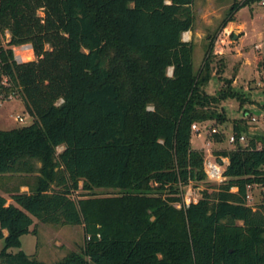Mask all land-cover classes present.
Here are the masks:
<instances>
[{"label":"trees","instance_id":"trees-1","mask_svg":"<svg viewBox=\"0 0 264 264\" xmlns=\"http://www.w3.org/2000/svg\"><path fill=\"white\" fill-rule=\"evenodd\" d=\"M194 1L0 0V98L20 95L34 116L0 129V174L35 177L11 201L0 192V264H264V199L257 208L247 199L248 185L264 187V133L216 152L229 158L216 190L188 205L180 194L208 178L192 124L227 128L214 107L244 103L234 78L206 91L215 34L196 68L194 42L183 38ZM254 1L234 0L229 12ZM22 44L33 59L16 58ZM248 125L236 118L231 131ZM214 134L226 139L224 129ZM34 218L82 224L84 246L38 260L22 249Z\"/></svg>","mask_w":264,"mask_h":264},{"label":"rangeland","instance_id":"rangeland-1","mask_svg":"<svg viewBox=\"0 0 264 264\" xmlns=\"http://www.w3.org/2000/svg\"><path fill=\"white\" fill-rule=\"evenodd\" d=\"M233 2L234 0H195L193 9L196 22L192 29L193 35L190 37L188 34L185 35L186 31L183 33L185 40L194 42L193 61L196 68L203 64L209 37L215 34L211 61L214 71L217 70V72L206 86V91L214 94L227 85V78H234L231 86L244 100L241 105L240 99L229 97L214 107L228 117L227 128H223L215 119H207L198 122L199 131L193 130L192 145L205 152L207 148H211L215 156H218L216 153L218 150L233 147L227 141V135L231 131L234 119L243 117L247 121L246 113L251 111L257 113L264 109V86L257 83L259 79L257 72L260 70L261 62H259L260 57L254 47V43L258 41L264 28V9L257 1H254L230 13L229 8ZM234 34L238 35L235 39ZM224 39L227 41L225 42ZM14 52L17 56L20 55V60H30L35 57L32 47L22 49V45H17L14 46ZM169 73H172V67L169 68ZM19 114L25 117V122L16 118ZM33 119L34 116L29 112L20 95L13 93L8 97L0 98V129L29 124ZM213 126L218 127L219 130L224 129L226 139H218L214 133H211ZM248 131L258 134L262 132V129L261 127L251 128L248 125ZM62 148L59 146L58 151ZM34 181L33 174H0V192L7 196L8 201H11L9 195L11 191L16 189L28 191L29 185ZM220 182L210 178L198 183L191 181L183 185L184 191L180 193L182 200L186 202L189 197L199 199L203 194V189L210 188L212 192L217 189ZM96 191L99 194H107L115 193L117 190L96 188ZM249 192L252 197L248 203L257 208L264 199V187L253 184ZM81 194L83 191L80 188L73 192L75 198ZM182 200L175 201L173 204L181 207ZM31 227L35 228V231L22 235V249L45 263L59 261L69 251L81 250L85 243L82 224H56L34 218V224ZM3 246L4 240L0 237V249ZM13 250L16 251L17 248Z\"/></svg>","mask_w":264,"mask_h":264},{"label":"built area","instance_id":"built-area-1","mask_svg":"<svg viewBox=\"0 0 264 264\" xmlns=\"http://www.w3.org/2000/svg\"><path fill=\"white\" fill-rule=\"evenodd\" d=\"M257 3L262 9H264V0H257ZM30 47H32L30 44H22V49H27ZM254 47L257 50V53L259 54V57H260L259 62H261L260 70H258L257 72L259 76L257 83L264 86V28H263V31L258 41L254 43ZM16 58L20 60V55L19 56L16 55ZM245 117L248 119L247 121L249 123V127L251 128L261 127L262 132L260 133H264V109L257 113L252 112V111L248 112L245 114ZM16 118L20 121L25 122V117L21 114L16 116ZM192 129L195 131H199L200 130L199 123L194 122L192 124ZM220 131L221 130H219V128L216 126H213L211 128V133L220 132ZM249 134H252V133L249 131L248 132L242 131L240 134H237L234 131H230L227 135V141L231 145H233V147L236 146L238 143L246 145L248 143ZM228 163H229L228 157L221 156V159H219L217 158V156L214 155L211 148L206 149L205 158H204V168L208 175V178L212 180H218V181L224 180L226 178V176L224 175V171ZM250 187L251 185H248V191H247L248 200L252 197L249 192ZM232 189L236 190L237 187L233 186ZM196 200H197L196 198L189 197L188 199H186L185 203L186 205H188L191 201H196Z\"/></svg>","mask_w":264,"mask_h":264},{"label":"crops","instance_id":"crops-1","mask_svg":"<svg viewBox=\"0 0 264 264\" xmlns=\"http://www.w3.org/2000/svg\"><path fill=\"white\" fill-rule=\"evenodd\" d=\"M189 33H192V29H189V30H187L186 31V33H185V35L186 34H188V35H190V37L193 35V33L192 34H189ZM238 37V35L237 34H234V39L235 38H237ZM193 41V40H192ZM224 41L226 42L227 41V39H224ZM2 193V192H1ZM4 194V193H3ZM3 232H4V234H7V230L6 229H3Z\"/></svg>","mask_w":264,"mask_h":264},{"label":"bare ground","instance_id":"bare-ground-1","mask_svg":"<svg viewBox=\"0 0 264 264\" xmlns=\"http://www.w3.org/2000/svg\"><path fill=\"white\" fill-rule=\"evenodd\" d=\"M28 51V50H27ZM21 53V52H20Z\"/></svg>","mask_w":264,"mask_h":264},{"label":"water","instance_id":"water-1","mask_svg":"<svg viewBox=\"0 0 264 264\" xmlns=\"http://www.w3.org/2000/svg\"><path fill=\"white\" fill-rule=\"evenodd\" d=\"M31 45V44H30ZM32 46V45H31Z\"/></svg>","mask_w":264,"mask_h":264}]
</instances>
